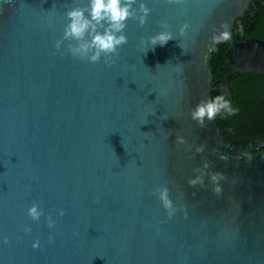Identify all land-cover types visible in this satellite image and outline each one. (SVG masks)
<instances>
[{
  "label": "water",
  "instance_id": "obj_1",
  "mask_svg": "<svg viewBox=\"0 0 264 264\" xmlns=\"http://www.w3.org/2000/svg\"><path fill=\"white\" fill-rule=\"evenodd\" d=\"M253 1L145 0L108 66L55 48L87 0H0V264H264V138L191 118L215 90L232 103L231 79L264 75V39L234 34ZM162 31L165 45L141 42ZM224 31L232 71L217 85Z\"/></svg>",
  "mask_w": 264,
  "mask_h": 264
},
{
  "label": "clouds",
  "instance_id": "obj_2",
  "mask_svg": "<svg viewBox=\"0 0 264 264\" xmlns=\"http://www.w3.org/2000/svg\"><path fill=\"white\" fill-rule=\"evenodd\" d=\"M169 2L179 3L180 0H169ZM150 12L151 9L147 6L145 0H87L86 6L73 7L66 12L68 22L64 26L62 38L56 41L55 48L59 50L63 42L68 41V51L72 56L91 63H97L103 58L104 64L111 66L114 63L113 57L117 55L118 49L127 43L128 38L124 34L127 20L129 18L135 19L143 26ZM164 27H166V24ZM187 28L188 25L184 24L180 28V34L183 35ZM172 38L171 32L162 31L141 42L150 44L151 49H154L157 44L165 45ZM227 38L228 32L224 31L219 35H214L213 42H219ZM222 112L232 115L235 109L223 95H218L215 98L201 100L192 109L191 118L200 126H203L206 120H213ZM178 139H181L182 142V138ZM200 150L202 149H198V151ZM217 178L218 174H212L210 177L212 181H216ZM202 179V175L197 176L190 179L189 183L195 185L202 182ZM216 191H219V188ZM153 194L157 196L169 218L175 215L177 209L170 198L169 189L166 185L157 186L153 190ZM27 213L33 220H38L42 215V209L37 204H32L27 209ZM58 214L63 216L65 212L63 209H59ZM54 223L52 216L49 215L47 217L48 227H53ZM30 231V228H25V232ZM2 242L8 243L7 238H3ZM32 247H39V241L33 242Z\"/></svg>",
  "mask_w": 264,
  "mask_h": 264
},
{
  "label": "trees",
  "instance_id": "obj_3",
  "mask_svg": "<svg viewBox=\"0 0 264 264\" xmlns=\"http://www.w3.org/2000/svg\"><path fill=\"white\" fill-rule=\"evenodd\" d=\"M228 46V40H221L219 51L213 55L214 82L226 73L219 67L225 64L224 56ZM231 86L234 91L231 106L235 112L232 115L222 112L215 117L220 128L235 139L264 138V75L245 73L231 80ZM218 95H221L218 91L212 92V98Z\"/></svg>",
  "mask_w": 264,
  "mask_h": 264
},
{
  "label": "flooded vegetation",
  "instance_id": "obj_4",
  "mask_svg": "<svg viewBox=\"0 0 264 264\" xmlns=\"http://www.w3.org/2000/svg\"><path fill=\"white\" fill-rule=\"evenodd\" d=\"M236 23L238 27L234 29V34L237 40H245L250 37L264 39V0H254L249 8L244 11L243 16L236 19ZM219 69L226 71L223 75L232 71L231 66L226 63L220 65ZM222 76L215 82L217 85L220 84L219 80Z\"/></svg>",
  "mask_w": 264,
  "mask_h": 264
}]
</instances>
